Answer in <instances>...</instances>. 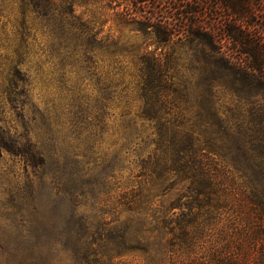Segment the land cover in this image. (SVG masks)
<instances>
[{"label": "rangeland", "instance_id": "1", "mask_svg": "<svg viewBox=\"0 0 264 264\" xmlns=\"http://www.w3.org/2000/svg\"><path fill=\"white\" fill-rule=\"evenodd\" d=\"M175 1L0 0V264L264 261L250 190L198 198L149 166L160 127L143 114H183L196 146L245 182L221 157L212 114H252L253 100L220 83L199 47L163 50L167 83L150 96L145 55L162 49L136 22L174 19ZM192 9L220 32V0L180 12ZM250 23L264 32V5Z\"/></svg>", "mask_w": 264, "mask_h": 264}, {"label": "trees", "instance_id": "2", "mask_svg": "<svg viewBox=\"0 0 264 264\" xmlns=\"http://www.w3.org/2000/svg\"><path fill=\"white\" fill-rule=\"evenodd\" d=\"M125 1L144 5L148 0ZM200 1L173 2L174 19L156 14L149 17L140 15L144 17L136 22L140 31L154 35L152 43L157 47L156 51L162 49L159 55H145L151 56L146 82L151 89L154 83H167V58L164 56L168 53H163V50L188 42L200 48L206 68L220 76V83L231 84L235 92L249 93L253 100L252 114H230L224 119L212 114L217 121L214 125L219 127L216 136L220 140L221 157L233 164L245 182L239 183L235 177H230L226 165L196 146L198 138L192 129L184 128L183 114H143L160 127L159 143L150 154L149 166L158 177L174 175L180 182L188 183L198 198L215 188L224 193L242 191L243 188L250 190L251 204L264 215V32H255L250 23L253 16L261 11L264 0H220L225 19L218 26V33L201 23L199 10L192 9L187 15L180 12ZM154 87L150 96L159 93L156 92L159 86ZM197 240L194 239L195 243ZM258 264H264V261Z\"/></svg>", "mask_w": 264, "mask_h": 264}]
</instances>
